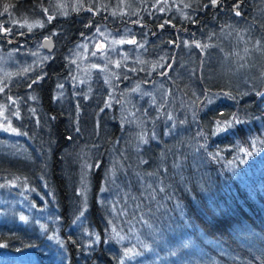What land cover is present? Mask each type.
<instances>
[{"label":"trees","instance_id":"trees-1","mask_svg":"<svg viewBox=\"0 0 264 264\" xmlns=\"http://www.w3.org/2000/svg\"><path fill=\"white\" fill-rule=\"evenodd\" d=\"M55 1L0 0V41L3 32L11 29L4 39L8 45L14 44L9 59L18 65L5 92H0V104L10 105L8 116L19 134L25 136L18 140H23L22 145L30 151L20 155L18 148L9 144L10 148L0 139V264H35L31 258L35 257L36 246L47 249L43 255L47 264H264V88L255 89L254 84V74L259 77L263 67L255 69L253 62L240 72L241 80L229 76L219 79L216 74L220 72L207 63L211 56L206 53V45L212 43L233 49L236 45L228 41L226 34L234 35L244 24L258 29V20L264 30V0H220L224 1L221 8L228 12L236 13L233 6L237 3L243 5L238 20L215 10L210 0H188L183 19L163 13L155 16L156 21L152 16L155 10L147 11V16L141 11L140 16L130 17L135 8L128 7L133 4L129 0H124L128 1L124 18L110 14L109 7L115 0H78L85 11H77L76 16L72 13L73 17L65 20L50 9ZM101 3L104 11L96 15ZM40 5L50 13L37 11ZM24 12H32L30 18L22 23L10 22ZM95 16L111 30L129 29L135 36L137 27L134 29L133 23L142 25L150 42L144 35L137 37L147 44V57L163 52L173 58L175 48L169 45H177L181 38L190 40L189 47L201 53L194 52L192 60L184 58L189 62L184 71H180L184 59L175 54L159 75L169 82L179 69L182 85L176 89L188 99L182 98L185 103L182 101L176 110L186 120H175L172 130L168 122L175 115L172 111L171 118L165 107L158 121L145 130L149 143L136 152L135 143L128 142L135 128L117 129L111 115L103 114L109 139L106 146H98L97 140L85 142L92 147L85 165L99 166L94 165L83 179L81 141L99 126L100 120L88 116L90 105L79 104L73 98L77 89L73 84H69L71 92L57 88H63L66 77L70 80L71 72L65 74L62 69L64 54L73 49L90 22L97 25ZM47 20L42 29L25 26ZM207 37L212 43L205 42ZM48 38L54 39L59 58L52 62L46 59L42 66L30 69L28 51L44 54L41 43ZM259 39L264 43V38ZM2 42L0 46H6ZM245 53L255 56L250 50ZM207 71L210 80L204 74ZM199 72L203 86L198 76L192 78V73ZM213 74L216 78L212 79ZM248 77L253 78L249 86L242 82ZM193 91L194 97L187 96ZM57 95L64 101L58 102ZM200 97L205 98L200 102ZM28 98L31 103H27ZM157 112L156 107L146 115L151 121ZM223 112L227 116L220 117ZM221 118L231 121L232 127L217 131ZM113 167L116 177L110 179ZM76 186L80 192L86 187L84 194L93 197L89 208L91 227H70L73 220H83L81 215L71 217L67 210ZM100 193L117 209V220H105L103 206L96 203ZM24 211L32 216L49 214L59 227H21ZM133 217L136 219L131 220ZM102 221L107 222L104 227Z\"/></svg>","mask_w":264,"mask_h":264},{"label":"rangeland","instance_id":"rangeland-1","mask_svg":"<svg viewBox=\"0 0 264 264\" xmlns=\"http://www.w3.org/2000/svg\"><path fill=\"white\" fill-rule=\"evenodd\" d=\"M129 1L133 3L131 4V2H129L132 6H128V4L126 3L128 1L125 2L124 0H115L114 2L115 4L113 3L114 5L112 4L109 7V9H111L110 14L114 18L117 17L124 18V13H125L124 8L128 6L129 8L132 7L135 8V10L133 9L132 15L130 17L140 16L139 13L141 11L146 12L144 13V15L147 16V11H149L148 13H152V11L155 10V15L154 14L152 15L154 21H156L155 16H157V14H163V13L169 16H176L178 18H182L181 16L186 14V11L188 9L187 4H189L188 0H129ZM118 2L123 5L121 4L118 5ZM237 5L238 3L236 4V6ZM102 6H103L102 3L100 4V6H97L98 10L96 15H99L104 11ZM45 7L46 6L43 7V5L42 6L40 5L37 11L40 10V11H45V13H48L50 10H48L47 12V9H45ZM70 7L72 8L71 10ZM50 9H53V13L54 14L56 13L58 15L57 16L58 18L65 19L66 17H68L69 19L71 18L72 13H75L77 11L78 13L85 11L86 8L83 7V5L78 0L70 1L69 3L67 2V0H56L55 3L53 4V7ZM69 10L70 12L68 13ZM31 13L32 12L30 13L24 12L23 15H19L18 17L13 18L12 21L10 22H12V24L16 23L17 21H19V23H22L24 19L30 18L29 16L31 15ZM238 16L241 15L239 14ZM93 19L98 21L97 25H95L94 27V23L90 22L89 25H87L86 29L84 30V33H82V35L79 36V40L76 41L75 46H73V49L71 51L68 50L67 55H65L66 53L64 54L65 59L64 61H61L63 65L62 69L64 72L66 71L65 74L71 72L70 80H69L70 82L66 79L67 77L64 74V77H61L62 79L66 77L63 81L64 86L63 88H61V86L57 88V90L59 89L60 91L71 92L69 84L70 85L73 84L72 86L77 88L75 89L76 96H74L73 98L75 100H78L79 104L83 102L87 105H90L88 106L89 107L88 113L90 114L88 116L89 117L93 116L95 119L100 120L99 126L98 127L95 126L96 128L94 127L92 133L87 135V138L81 141L82 145L84 146H82L83 148L79 150L80 151L79 159L81 160L80 163L82 167L81 173L84 174L82 177L83 179L87 178L88 173L93 168V166L86 167L84 163V162L86 163L89 162V159L91 157V155L89 154V150L92 149V147L86 145L85 142L89 140V142L92 143L97 140L98 146L101 145L106 146L107 144L106 141L109 139L107 136L108 134L105 135L106 134L105 131L108 128L107 127L108 122H106L105 118L102 116L103 114L107 116L111 115L109 117L112 119V123L116 125L117 129L122 128L121 125H123L126 128H135L136 133L131 134V137H129L128 142L131 144L135 143L134 150L136 152H139L140 148L145 147V145L149 143L148 142L149 139L146 136L148 131L145 130L152 126L151 122L158 121L157 119H159L160 114L165 107L167 113L170 115L171 112L173 111L176 118V119L172 118L173 116L172 113L171 114L172 119L168 122L169 128H172L174 126L175 120L179 121L181 119V123H183L186 120L183 117L182 113L176 110L177 106H182V101H183L182 98L188 99V97L178 92L176 89L177 86L181 84L180 82L181 80L178 76L179 67L177 68L178 72L176 71L177 73L176 78L174 76L172 80H170L169 82L162 81L161 80L162 77H160L159 75H161L160 72H162V69L165 67L167 62L170 60H174L175 54L182 57V59L187 58L192 60L191 58L194 55V52L201 53V51L198 48L193 49L192 47H189L190 40L188 41V39H184L181 41L182 39L181 38L177 42V45L173 43L169 45L172 46L171 48H175L173 52L174 53L173 58L169 57L168 53L166 54L163 52H161L160 55L157 52H154L153 54L149 55L150 57H147L148 52L147 49H145L147 47V44L145 42H141L140 39H138L137 37L140 35H144L146 41L150 42L148 33L147 31L146 32L144 31L142 25L136 26V22L133 23L135 25L134 27L133 26L132 27L134 29L137 27L136 36H135L134 33H132L129 29L122 28L116 32L115 29L114 31L111 30L109 27H107L104 20H100L96 16ZM256 21H257L256 23L260 24L258 29H253L250 26L252 28V31L251 30L249 31V29L251 28L247 27L248 25L244 24V27L239 28L240 31L235 32L234 35L232 34L233 32L231 33L232 35L228 33L226 34V36L228 35L229 37L228 41L236 45L235 47H233V49L226 47H219L218 44L212 43V40H209L212 44L206 45L208 46L207 48H209L208 50L206 49V53L207 55L211 56L210 57L211 59L208 58L209 61L206 62L210 63L212 67L216 66L217 70L220 72L218 73V75L216 74V77L218 76L219 79L220 77L225 79L227 76H229L232 79L239 78L240 80L242 79L240 72L247 69V67L250 68V65H253L252 63L254 62L256 64L253 65L255 69L263 67V70L260 69L259 71V77L255 76L254 74V80L257 81L254 83L255 89L256 87H259L261 90L264 88V58L262 56L263 51L261 50V48L264 50V43L261 42L263 40L259 39V37H261L262 39L264 38V30L261 23L258 20ZM46 23L48 24V20L44 22H40L38 24L29 25L26 23L25 26L30 30H34L35 28L39 29L40 27L42 29L43 27L46 26ZM90 29L92 30L89 33L85 34V32L89 31ZM8 33L9 32L7 31L3 32V35ZM29 35L30 34H28V37H30ZM193 37L195 36L193 35ZM1 39L2 41L5 42L6 45V46H0V92L3 94L6 90L7 82L13 75L16 74L14 71L16 70L18 65H16L13 61L9 59V57H11L14 54V51L11 49L15 47L12 46L14 44L8 45V41L6 39L4 38ZM207 39L208 37L205 38V42L210 43ZM21 40H24L23 37H21ZM2 41H0V45H2L3 43ZM4 48H6L7 50L5 51ZM241 49L242 50L246 49L245 51L247 52L250 50L252 51L251 54L255 56L254 57L246 56L245 51L242 52ZM155 50L158 51V48L156 46H155ZM203 52L205 53V50ZM27 54H30L29 56L30 69L32 68L35 69L38 68L39 66H42L41 64L45 63L46 59H48L47 60L48 62H52L54 58L55 61H57L56 58H59L56 55V52H53L51 54L44 52L43 54V52L32 51L31 49L28 51ZM204 57L205 56L203 55V58ZM187 59L180 61V71L182 70L184 71L188 67L189 62H187ZM207 63L205 64V68H207ZM205 73H206V79L210 80V77H208L209 72L207 71L204 72V74ZM197 76L200 81V85H202V82L200 80L202 78L201 73L200 72L197 74L192 73V78L194 80H196L195 78ZM216 77L213 74L212 79ZM252 80H253L252 77H248L247 79H243L242 82L244 83L248 82L247 85L249 86ZM256 83L258 84V86H256ZM253 87L254 85L251 84V88ZM198 89H201V92H204L203 88H198ZM194 91L188 93L187 96L191 98L194 97L195 96L193 95ZM196 94L198 93L196 92ZM204 98L205 97H200V102L204 100ZM56 100L58 102H63L64 98L57 95ZM143 101H151L148 109H144V110L140 109V107L143 106L142 105ZM158 101L162 102L160 106H157ZM31 102L32 100L28 98L27 103H31ZM109 102L116 107L113 109L110 108L111 109L110 111H105V113H102L101 111L103 109V104L104 103L107 104ZM74 105H76V103L73 101V106ZM247 105L251 106V103ZM156 107L158 111L157 115L155 119L150 121L149 119L150 117L146 115V112L148 110H153V109L155 110ZM9 111H10V105H8V103H3L2 105L0 104V137H1L0 139L5 140V143H8V146L10 148H12L11 145H14L16 148L20 150L21 152L20 155L26 156L30 151H28L26 147L22 145L21 142L23 140H18L25 138V136L19 134L18 130L14 127V122H13L14 120H11L10 117L8 116ZM141 112H143V115H141ZM120 118L122 124L119 121ZM132 124L133 126L128 127ZM12 129H15V131H12ZM173 129L174 128H172V130ZM174 132H177V130H175ZM129 133L130 132H128L127 134ZM124 134L126 133L124 132ZM153 143H157V141L153 140ZM2 146L4 147V145ZM0 151H3L2 147H0ZM12 154L15 155L16 152L15 153L12 152ZM98 166L99 164L96 163L95 167L98 168ZM109 175H110L109 177L110 179L111 177L112 178L116 177L115 167H113L111 172H109ZM9 183H12V180H10ZM84 191L85 192H80L79 187L76 186L75 191L73 192V195L75 196L71 198L70 204L67 205V210L71 213V214L69 213L71 217L74 218V216H79V215L83 217L81 223L78 222V219L73 220L70 227H83V226L91 227L89 226L90 224L89 208L93 197L91 198L90 196H86V194H84L87 192L86 187ZM104 198L106 199L107 197L103 193H100L99 196L97 194L96 202H98L103 206L105 220H107L108 222H110V220L112 219L117 220L118 218L115 216L117 215V209H114L113 206L110 203H108L109 202L107 200L108 198L104 202ZM120 211L123 213L122 209H120ZM55 214L56 213H52L51 215H55ZM23 216L24 219L23 222L21 223L22 225L21 227H34V226L59 227L58 222L56 224V220H54V222L50 220L49 214H47L46 217L42 215L32 216L31 214H27V212L24 211L21 217ZM134 219L136 218L133 217V219L131 220ZM102 223H103L102 227H104V223L107 222L102 221ZM15 227H19V226L15 225ZM25 243L28 244L30 242L25 241ZM30 244L31 246H34L33 243ZM84 245L87 246L88 244L84 243ZM34 249H35V257H32L31 259L35 262V264H47L45 262V259L43 258V255H45L47 252L45 251L42 252L40 250L41 248L38 249L37 246ZM27 253L32 255L31 252H27ZM27 256L28 255L21 257L26 258Z\"/></svg>","mask_w":264,"mask_h":264},{"label":"bare ground","instance_id":"bare-ground-1","mask_svg":"<svg viewBox=\"0 0 264 264\" xmlns=\"http://www.w3.org/2000/svg\"><path fill=\"white\" fill-rule=\"evenodd\" d=\"M223 4H224V1H220L219 0V3L217 4V5H215V6H213L214 7V9L216 10H219L220 12H222L224 15H227L228 16V18L229 19H235V20H238V15H236V13L235 12H233V11H231V12H228L227 10H225V9H223V8H221L222 6H223ZM73 16H76V12L75 13H73ZM73 16H71V18L73 17ZM70 18V19H71ZM66 20V19H65ZM6 35V34H5ZM5 35H3L2 36V38H5ZM60 50V49H59ZM60 53H62L61 52V50H60ZM150 102L151 101H143L142 102V105L143 106H141L140 107V109L141 110H144V109H148L149 108V106H150ZM162 102L161 101H158V103H157V106H160V104H161ZM119 105H121V104H119ZM119 105H117V106H119ZM116 106H114L113 104H111L110 102L109 103H104L103 104V109H102V111L101 112H104L105 113V111H110L111 109L110 108H115ZM116 111H117V109H116ZM116 111H114V112H116ZM103 116V115H102ZM131 116V115H130ZM132 116H134V115H132ZM225 116H227V114H226V112H223V113H220V117H225ZM120 123H121V118H120ZM220 121L221 122H227V121H229V120H226V119H223V118H221L220 119ZM122 124V123H121ZM131 126H133V124L132 125H130V126H128V127H131ZM121 127L123 128V129H125V130H128L127 128H125L123 125H121ZM232 127V122H231V125L230 126H228L226 123H225V125H224V129L226 128V129H229V128H231ZM231 130H233V128L231 129ZM94 165H96V164H94V163H92V164H87L86 166H94ZM168 175V174H167ZM97 204H99L98 202H96ZM42 252H44V251H47V249H45V248H41L40 249ZM58 258V257H57ZM56 258V259H57Z\"/></svg>","mask_w":264,"mask_h":264},{"label":"water","instance_id":"water-1","mask_svg":"<svg viewBox=\"0 0 264 264\" xmlns=\"http://www.w3.org/2000/svg\"><path fill=\"white\" fill-rule=\"evenodd\" d=\"M241 6V3L239 4ZM24 39V37H23ZM44 52L51 54L56 51L57 46L53 38L44 39L41 43Z\"/></svg>","mask_w":264,"mask_h":264},{"label":"snow or ice","instance_id":"snow-or-ice-1","mask_svg":"<svg viewBox=\"0 0 264 264\" xmlns=\"http://www.w3.org/2000/svg\"><path fill=\"white\" fill-rule=\"evenodd\" d=\"M210 2L215 6V5H217V4L219 3V0H210ZM7 7H8V6L5 5V9H7ZM236 7H238V5H237ZM239 14H240L239 11H237V12H236V15H239ZM51 19H52V17H49V20H51ZM6 31L10 32L11 29H7ZM198 46H199V45H198ZM225 123H226L228 126L231 125V121H227V122L217 121V131H221V130H223ZM5 130H8V129H5ZM12 131H15V129H12ZM21 219H23V218H21ZM0 246H2V245H0ZM125 256H128V252H125Z\"/></svg>","mask_w":264,"mask_h":264},{"label":"flooded vegetation","instance_id":"flooded-vegetation-1","mask_svg":"<svg viewBox=\"0 0 264 264\" xmlns=\"http://www.w3.org/2000/svg\"><path fill=\"white\" fill-rule=\"evenodd\" d=\"M239 4H240V3H238V7H236V5H234L233 8H234L235 10H237V11L239 10V12H241L240 9L243 8V7H242V5L240 6Z\"/></svg>","mask_w":264,"mask_h":264}]
</instances>
